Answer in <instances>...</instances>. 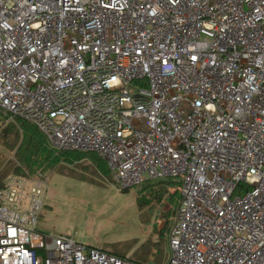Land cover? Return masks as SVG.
<instances>
[{"label":"built area","instance_id":"built-area-1","mask_svg":"<svg viewBox=\"0 0 264 264\" xmlns=\"http://www.w3.org/2000/svg\"><path fill=\"white\" fill-rule=\"evenodd\" d=\"M0 115L181 183L166 264H264V0H0ZM46 195L4 181L0 264H143L39 232Z\"/></svg>","mask_w":264,"mask_h":264},{"label":"rangeland","instance_id":"rangeland-1","mask_svg":"<svg viewBox=\"0 0 264 264\" xmlns=\"http://www.w3.org/2000/svg\"><path fill=\"white\" fill-rule=\"evenodd\" d=\"M16 121L0 115V184L13 175H42L47 183V195L38 218L39 232L50 238L61 235L75 238L120 257L130 256L150 264L167 262L173 203L179 199L176 182L163 183L167 191L165 196L171 202L158 203L150 192L159 182H147L137 189L121 191L109 171L104 176L95 167L93 160L98 157L85 154H81L83 159L79 162L70 164L62 158L55 168L16 174L15 170L21 167L15 156L17 136L15 131L9 132ZM57 153L64 157L72 155L70 152Z\"/></svg>","mask_w":264,"mask_h":264},{"label":"trees","instance_id":"trees-1","mask_svg":"<svg viewBox=\"0 0 264 264\" xmlns=\"http://www.w3.org/2000/svg\"><path fill=\"white\" fill-rule=\"evenodd\" d=\"M17 126H19V128H17ZM9 130V132L12 131L11 133H14L13 131H15L17 136V142L14 147L16 149L15 156L21 167L15 170L16 174H20L22 173V171L33 172L41 168H55L61 162L62 158H65L63 160H65L66 163L70 164L73 162H79L83 159V156L81 154H85L72 153V155H67L65 157L60 155L59 153L49 148L46 137L34 125L21 119H17L16 124L11 125ZM97 157L98 159L93 160V164L98 168L99 172L102 175L106 176L109 171L108 166L99 156ZM3 183L0 184V187L3 186ZM163 183L164 182H161L157 185L159 187H162L163 189L156 191V193H150L151 197H153V200H156L158 203L161 202V200L167 193L164 186L165 184ZM176 183L178 184V192L180 194L181 183Z\"/></svg>","mask_w":264,"mask_h":264},{"label":"crops","instance_id":"crops-1","mask_svg":"<svg viewBox=\"0 0 264 264\" xmlns=\"http://www.w3.org/2000/svg\"><path fill=\"white\" fill-rule=\"evenodd\" d=\"M96 167V166H95ZM151 182H159V183H161V182H166V181H151ZM159 183H157L156 185H153L152 186V191L151 192H153V193H156V191H159L160 189H163L162 187H159V186H157ZM153 184H155V183H153ZM156 188V190H154ZM150 192V193H151ZM171 202V200H170V198L166 195L162 200H161V202L162 203H164L165 204V202ZM177 204H178V201H177V203H176V201H174V203H173V206H175V208H174V213H175V210L177 209ZM81 243V242H80ZM84 245H86V244H84ZM87 246H89V247H93V248H98V249H100V250H102V251H104V252H107L106 250H104L102 247H96V246H94V245H87ZM107 253H109V254H112V253H110V252H107ZM112 255H115V254H112ZM115 256H117V255H115ZM117 257H120V256H117ZM127 257H129V258H131L130 256H127ZM121 258H125V257H121ZM132 259V258H131ZM132 260H134V259H132ZM134 261H136V262H138V263H143V264H150L149 262H145V261H143V260H134ZM147 261H149V260H147ZM167 262H168V260H167ZM166 262V263H167ZM165 263V264H166Z\"/></svg>","mask_w":264,"mask_h":264}]
</instances>
